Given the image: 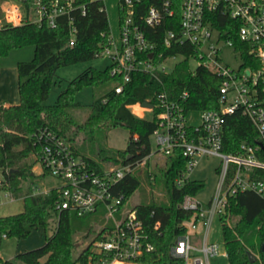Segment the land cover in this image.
<instances>
[{"label":"trees","instance_id":"obj_1","mask_svg":"<svg viewBox=\"0 0 264 264\" xmlns=\"http://www.w3.org/2000/svg\"><path fill=\"white\" fill-rule=\"evenodd\" d=\"M6 1L0 0V60L8 56L11 50L27 45L35 47V56L32 61L19 62L17 65L19 102L0 106V191H8L15 199L24 200L21 213L0 217V239L5 236L22 240L35 229H46L51 213L56 215L57 224L53 235L41 247L18 253L11 261L0 258V263L99 264L102 256L94 251L97 248L95 243L106 237L113 224L107 222V226L96 233L83 250L78 251L77 235L85 233L83 238L86 239L90 234H95L93 224L104 223L101 215L79 217L73 212L59 211L56 209L59 198L57 189H51L48 194H34L30 187L24 189L22 186V181L36 177L33 168L38 162L40 148L37 135L43 130L54 133L70 144L77 154L100 169L102 165L83 155L77 143L87 140L88 135L95 136L96 131L103 128H124L130 134L127 148L109 153L103 157L102 162L136 168L152 152L150 137L157 128V121L155 117L147 119L136 116L131 107L146 101L154 105L156 93L164 89L171 98H179L184 91H188L189 97L184 103L186 111L218 110L222 78L217 72L205 67H199L195 73L190 72L187 57L196 52L193 46L173 44L169 48L164 45L166 32L177 31L180 25L181 0H171L172 16L164 19L156 28L142 26L146 38L156 46L155 58L159 54L163 57H186L171 73L160 75L162 84L142 72H134L131 81L124 83L121 75L111 74L110 65L105 70L89 67L69 81L54 105H47L45 102L55 83L58 69L92 61L108 46L112 33L107 11L102 10L105 5L100 0H74L75 9L68 15L58 17L55 27L45 21L41 24L25 22L15 26L3 18L1 7ZM32 1L27 0L24 4L27 18ZM51 1L43 0L47 4ZM155 4L154 0H141L137 3L134 7L136 23L139 24L148 8ZM82 8H85V14ZM119 18H123L121 10ZM215 24L223 29L231 24V20L223 16ZM236 26L233 25L235 29ZM73 29L75 40L73 45H69ZM231 32L225 37L233 39L237 49L242 51L245 66L251 68L252 55L248 47ZM143 58L146 59L147 55ZM120 85L123 89L117 94L115 88ZM84 87L92 88L94 102L89 106L86 120L79 123L72 112L82 107L75 101V96ZM259 141L258 132L241 111L226 117V153L238 154L242 143L256 146ZM34 155L36 157L32 159ZM257 156L264 162V149L259 150ZM164 158V166L158 171L169 202L145 201L131 209L137 212L149 241L155 246L154 253L138 258L136 264H183L181 259L172 255V249L177 240L186 235L182 223L189 220L192 213L180 208V203L185 195L196 196L205 188L204 181L186 177V160L179 151L165 155ZM216 171L219 172L218 169ZM142 176L151 184L155 180V176L148 170L140 174L136 168L116 185L115 192L124 194L128 200L141 187ZM252 178L264 182V169L254 168ZM219 221L228 264H264L263 197L254 191L239 192L229 198L225 214L220 216ZM156 223H159L157 229ZM250 255L255 257L254 262H251Z\"/></svg>","mask_w":264,"mask_h":264},{"label":"built area","instance_id":"obj_2","mask_svg":"<svg viewBox=\"0 0 264 264\" xmlns=\"http://www.w3.org/2000/svg\"><path fill=\"white\" fill-rule=\"evenodd\" d=\"M100 1L105 5L106 0ZM140 1L118 0V8L123 13L119 39L112 35L108 46L98 56L110 60L111 74L121 75L124 83L131 81L134 72H142L162 84L160 75L171 73L176 66L169 68L167 61L176 56L159 54L155 58L156 46L146 38L142 26L156 28L172 16L171 0H154L156 4L148 8L138 24L134 19V7ZM26 2L7 0L1 7L4 20L15 26L45 21L55 27L58 17L75 9L74 0H53L48 4L43 0H33L27 18ZM103 9L106 10V6ZM82 12L85 14V8ZM180 14L179 29L166 32L164 45L169 48L173 44L193 46L196 52L187 57L190 72L195 73L199 67H205L221 76L220 107L213 111H196L199 112L200 123L191 125L187 121L191 111L184 107L188 91L179 98H171L163 89L156 93L155 104L146 109L157 121V128L151 135L156 153L168 156L179 151L186 160L187 178L201 159H220L218 182L210 199L204 202L197 195L183 197L180 208L191 212L192 216L182 223L186 235L179 238L172 249V255L181 259L183 264H210L211 258L221 255V244L210 239L212 227L215 220L225 214L229 198L243 191H254L264 198V182L252 178L254 168L264 169V162L257 156V152L264 149V0H181ZM223 16L230 18L231 24L221 29L215 23ZM1 23L0 18V26ZM235 23L236 29L233 27ZM228 32L235 34L248 47L253 69L245 66L242 51L237 49L233 39L225 37ZM74 40L73 29L69 45H73ZM219 43L234 49L241 60L238 68L223 64ZM207 49L210 53L206 52ZM144 55H147L146 59ZM190 60L198 63L194 71L190 69ZM122 89L120 85L115 91L119 94ZM139 106L145 108L141 104ZM236 111L249 118L260 141L256 146L242 143L238 154L226 153L224 124L226 117ZM37 138L42 173L59 182L55 187L59 192L56 209L73 212L79 217L100 214L102 219L113 224L106 237L97 243L96 252L102 256L99 264H136L138 258L155 252L137 212L125 211V195L115 192L116 185L149 159L152 152L136 168L104 165L97 169L54 133L43 130ZM231 170H234L232 174ZM5 193L11 201L14 200L12 193ZM158 227L159 223H156L155 228Z\"/></svg>","mask_w":264,"mask_h":264},{"label":"rangeland","instance_id":"obj_3","mask_svg":"<svg viewBox=\"0 0 264 264\" xmlns=\"http://www.w3.org/2000/svg\"><path fill=\"white\" fill-rule=\"evenodd\" d=\"M105 6L108 14L109 24L111 28V33L115 39H119L120 35V19H119V8L118 0H106ZM215 42V41H214ZM218 47L221 48L220 57L223 60V64L229 65L231 68L236 69L241 63L239 56L236 54L232 47H229L223 43H219ZM207 53L210 50L207 49ZM35 47L32 45H27L22 48L13 49L9 52L8 56L1 58L0 60V104L14 105L16 104L13 100L15 94L18 95V73L17 65L19 62H30L34 59ZM184 61V57L179 55L175 58L169 59L167 65L169 68ZM110 65V60L105 56H100L92 61L79 63L67 67H62L57 71V77L55 83L52 86L51 92L45 104L54 105L58 95L67 88L69 81H72L82 72H84L89 67H94L99 70H105ZM198 63L194 60H190V69L192 71L196 70ZM5 100V102L3 101ZM75 101L82 105L81 108L73 110L72 114L79 123H83L89 115V106L94 102L93 90L91 87H84L75 96ZM1 106V105H0ZM139 112H145V117L147 119H152V114L147 112L146 108H142ZM132 112L137 115V109L131 108ZM137 113V114H136ZM138 116V115H137ZM187 121L191 125H198L200 123L199 112L191 111L187 116ZM130 134L128 130L124 128H116L107 130L105 128L97 130L95 136L92 134L87 140L79 141L77 143L80 152L97 162L102 166L109 165L104 164L102 159L109 153L115 152L117 150H124L127 148ZM152 145V156L147 159L143 164L137 167L138 173H142L144 170H148L155 180L148 183L145 177L142 178L141 187L126 200L124 204V210H131L140 203L156 201L158 203H168V196L164 192L161 186V176L158 169L164 166L165 158L163 155L156 153V145L154 138L150 137ZM102 151V153H100ZM102 154V155H101ZM35 155L32 159H35ZM220 165V159L216 157H206L199 161V163L190 172L189 177L192 180H200L205 182V188L202 189L197 197L207 202L212 196L217 182L218 174L216 169ZM33 177L28 180L22 181V186L24 189L31 188L34 194H46L51 189L58 187L59 182L47 174L42 175V168L39 162L36 163L33 168ZM24 210V200L23 198L15 199L11 201L10 197L6 196V193L0 191V217L9 216L21 213ZM57 224V217L55 214L50 215L49 225L45 228L35 229L27 238L18 240L16 238H2L0 239V257L4 261H11L15 258L18 253H23L32 249L41 247L46 239L53 235L55 232ZM112 224V223H111ZM93 232L95 234H90L86 239H84V234L79 233L77 235L78 243L76 248L78 251L83 250L91 240L96 236V233L100 232L105 226H107L106 220L104 223H94ZM108 233V232H107ZM210 239L221 244V255L213 257L210 259V264H228L227 256L223 246V236L219 221L216 219ZM97 243H95V246ZM97 251V248L94 249Z\"/></svg>","mask_w":264,"mask_h":264},{"label":"crops","instance_id":"obj_4","mask_svg":"<svg viewBox=\"0 0 264 264\" xmlns=\"http://www.w3.org/2000/svg\"><path fill=\"white\" fill-rule=\"evenodd\" d=\"M18 73V72H17ZM18 83H19V79H18ZM18 88V87H17ZM13 100H14V102L17 104L18 102H19V91H18V95L17 94H15V96L13 97ZM4 102H5V100H3ZM7 102H9V101H7ZM7 102L5 103V104H0L1 106H9V104H7ZM137 106H139V105H136V106H133V108L136 110V107ZM132 108V107H131ZM138 113V112H137ZM136 113V114H137ZM138 115V117H140V118H146L145 117V112L143 113V112H141V116H139V113L137 114ZM136 115V116H137ZM218 169V168H217ZM216 169V170H217ZM217 172V171H216ZM217 174H218V172H217ZM47 194V193H46ZM14 200H15V198H14ZM219 221V220H218ZM219 223H220V221H219ZM221 226V225H220ZM1 258V257H0Z\"/></svg>","mask_w":264,"mask_h":264},{"label":"water","instance_id":"obj_5","mask_svg":"<svg viewBox=\"0 0 264 264\" xmlns=\"http://www.w3.org/2000/svg\"><path fill=\"white\" fill-rule=\"evenodd\" d=\"M150 58L152 57V54H150V56H149ZM141 106L142 107H145V108H151L152 107V104H150L149 102H143L142 104H141ZM250 260H251V262H254L255 261V257L253 256V255H250Z\"/></svg>","mask_w":264,"mask_h":264},{"label":"bare ground","instance_id":"obj_6","mask_svg":"<svg viewBox=\"0 0 264 264\" xmlns=\"http://www.w3.org/2000/svg\"><path fill=\"white\" fill-rule=\"evenodd\" d=\"M137 112L139 113L141 110H143L142 108H136Z\"/></svg>","mask_w":264,"mask_h":264}]
</instances>
